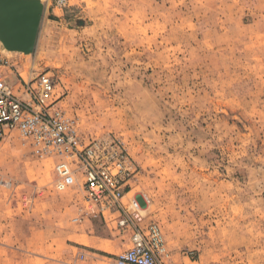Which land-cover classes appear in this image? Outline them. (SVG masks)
<instances>
[{"label": "rangeland", "instance_id": "1", "mask_svg": "<svg viewBox=\"0 0 264 264\" xmlns=\"http://www.w3.org/2000/svg\"><path fill=\"white\" fill-rule=\"evenodd\" d=\"M43 2L34 53L0 43V70L23 100L53 77L122 209L88 200L76 159L15 134L0 143V264H115L152 226L159 264H264V0Z\"/></svg>", "mask_w": 264, "mask_h": 264}, {"label": "built area", "instance_id": "2", "mask_svg": "<svg viewBox=\"0 0 264 264\" xmlns=\"http://www.w3.org/2000/svg\"><path fill=\"white\" fill-rule=\"evenodd\" d=\"M64 6L67 0H54ZM23 100L14 86L0 70V143L17 134L23 141L31 142L40 157L64 154L76 159L84 168V180L88 200L100 208L111 206L122 209L123 183L108 169L94 163L95 152H82L78 148L77 132L70 120L55 109L56 84L53 77L44 72L33 81L26 82ZM58 177L66 185L75 183V172L69 160L55 166ZM162 240L158 229L150 228L146 235L138 233L132 248L121 254L115 264H159L157 252Z\"/></svg>", "mask_w": 264, "mask_h": 264}, {"label": "water", "instance_id": "3", "mask_svg": "<svg viewBox=\"0 0 264 264\" xmlns=\"http://www.w3.org/2000/svg\"><path fill=\"white\" fill-rule=\"evenodd\" d=\"M44 9L43 0H0V43L8 53H34Z\"/></svg>", "mask_w": 264, "mask_h": 264}]
</instances>
